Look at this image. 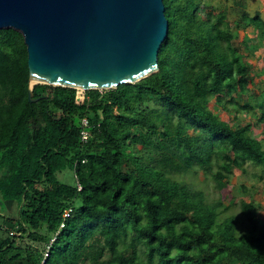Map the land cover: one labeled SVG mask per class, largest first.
Wrapping results in <instances>:
<instances>
[{
    "label": "trees",
    "instance_id": "obj_1",
    "mask_svg": "<svg viewBox=\"0 0 264 264\" xmlns=\"http://www.w3.org/2000/svg\"><path fill=\"white\" fill-rule=\"evenodd\" d=\"M163 3L158 70L82 101L46 83L29 101L23 36L0 29V264H264L256 202L240 200L239 221L184 178L202 170L221 189L246 163L264 173L261 141L247 134L251 119L264 127V89L254 102L233 95L252 93L257 66L233 45L225 11ZM239 14L263 39L260 17ZM211 101L250 119L229 124Z\"/></svg>",
    "mask_w": 264,
    "mask_h": 264
},
{
    "label": "water",
    "instance_id": "obj_2",
    "mask_svg": "<svg viewBox=\"0 0 264 264\" xmlns=\"http://www.w3.org/2000/svg\"><path fill=\"white\" fill-rule=\"evenodd\" d=\"M164 11L163 0H0V29L23 36L33 101L35 83L107 89L156 72Z\"/></svg>",
    "mask_w": 264,
    "mask_h": 264
},
{
    "label": "rangeland",
    "instance_id": "obj_3",
    "mask_svg": "<svg viewBox=\"0 0 264 264\" xmlns=\"http://www.w3.org/2000/svg\"><path fill=\"white\" fill-rule=\"evenodd\" d=\"M202 1L210 3V5L213 6V12L223 10L227 13L228 19L230 22L232 21L231 28L233 32H235V35L232 38L233 45L241 48V50H245L250 64L253 67L254 65L255 67L257 66L250 71L253 76V83H250L251 90H253L252 93L250 92L247 95H241L239 93L233 94L242 102H254L257 99L256 97L259 96V93L264 89V38L261 39L257 37L256 32H253H260L259 29L251 26L250 28H247L241 20L234 19H239V13L245 11L252 18L253 23L258 22L257 19H254L255 15H258L261 21L264 22V0H238L241 7L238 8V11L236 12L231 9V7L236 4V2L234 3L232 0ZM201 7L204 9L203 3L201 4ZM246 47H251L252 51L250 49L247 50ZM78 90L80 91L81 89L78 88ZM85 90L87 89H84V91ZM208 109L229 124H244L250 119L249 116L244 113L235 112L232 106L225 108L214 104L213 101L209 103ZM249 122L252 127L247 134L260 140L264 148L263 125L252 119ZM261 168L262 165L252 163L245 164V172L238 168H233V174L229 178L228 184L221 189H217L210 175L204 173L202 170H198L196 174L186 175L184 178L188 183H192L196 187L202 189L209 200H214L220 197L223 203L228 205L227 209L222 214L235 215L239 221H243V215L240 210V200L253 199L257 204V213L264 221V175L263 178H259V176L264 173ZM58 177L62 180H71V174L67 171L58 174ZM6 208L8 213L12 215L15 213V207L13 204L7 202Z\"/></svg>",
    "mask_w": 264,
    "mask_h": 264
},
{
    "label": "built area",
    "instance_id": "obj_4",
    "mask_svg": "<svg viewBox=\"0 0 264 264\" xmlns=\"http://www.w3.org/2000/svg\"><path fill=\"white\" fill-rule=\"evenodd\" d=\"M81 91V92H80ZM78 90V88H77V92H76V100L77 101H82L83 99H84V89H81V90ZM85 120H84V124H85ZM82 136H83V138H85L86 137V134H85V132L82 134ZM67 214V212H65V215Z\"/></svg>",
    "mask_w": 264,
    "mask_h": 264
}]
</instances>
